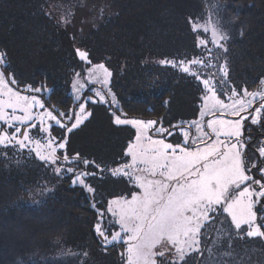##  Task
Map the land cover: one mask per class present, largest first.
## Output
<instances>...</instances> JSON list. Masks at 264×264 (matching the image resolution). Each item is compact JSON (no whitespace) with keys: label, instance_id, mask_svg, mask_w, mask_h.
<instances>
[{"label":"trees","instance_id":"16d2710c","mask_svg":"<svg viewBox=\"0 0 264 264\" xmlns=\"http://www.w3.org/2000/svg\"><path fill=\"white\" fill-rule=\"evenodd\" d=\"M106 1L108 13L98 11L95 25L76 38L48 10L50 2L62 0H0V53L6 54L18 82L13 87L23 93L27 85L45 84L52 90L51 99L46 94H24L39 96L55 112L76 111L71 84L77 72L81 79L91 66L76 51H87L92 64L104 63L111 71L109 87L124 118L155 120L157 126L173 130L177 118L194 116L203 87L159 62L192 57L198 50L189 18L202 22L209 16L219 19L229 35L228 52L214 56L219 54L222 62L227 57L231 84L237 89L248 86L250 91L260 87L264 0ZM87 96L99 101L86 90L82 102ZM106 100H89L86 111L91 116L67 137L69 155L79 153L105 169L101 172L94 165L87 169L96 172L85 181L94 192L79 184L73 187V174L56 176L52 166L34 158L26 156L20 163L0 157V264H124L125 246L105 248L95 231L98 223L106 232L113 231L108 201L133 188L108 171L122 163V150L133 133L113 123V112H120L107 95ZM73 167L84 170L83 164ZM97 209L105 210L102 221ZM218 227L211 224L202 241L215 240ZM199 259L194 253L191 264H201Z\"/></svg>","mask_w":264,"mask_h":264},{"label":"snow or ice","instance_id":"6c2138e0","mask_svg":"<svg viewBox=\"0 0 264 264\" xmlns=\"http://www.w3.org/2000/svg\"><path fill=\"white\" fill-rule=\"evenodd\" d=\"M189 23L198 51L190 58L159 62L193 77L203 86L198 119L172 125L177 131L157 126L155 120L124 118L126 114L109 87L111 71L104 63L92 64L87 51L77 49L76 55L91 65L86 70L87 84L98 87L86 89L77 72L71 89L78 111L67 114L47 108L37 95L22 94L14 88L18 82L6 54L0 53V149L34 154L52 166L56 176L73 174V187L79 184L92 193L94 189L85 181L96 172L87 171L89 165L101 172L105 169L79 153L70 156L67 137L58 140L51 135L52 128L71 133L91 116L86 111L87 102L106 103L107 95L111 106L120 112H113L114 123L135 129L122 163L108 169L113 176L126 177L133 188L128 196L108 201L106 212L112 218L113 231L106 232L100 223L95 227L105 248L126 246L121 254L126 257V264H191L193 254L203 256L204 251L208 252L209 264H224L221 255L228 264L233 259L243 264L241 257L223 249L222 241L227 239L231 249L235 238H264V222H258L254 210L257 203H264V140L256 147L257 159L250 161L245 154L252 140L245 136V131H252L245 128V122L264 129V78L258 81L261 87L256 90L250 91L248 86L237 89L229 80L227 57L218 68L213 63L214 59L219 60V54L213 55V48L228 52L229 35L219 19L209 16L202 23L198 18H189ZM86 90H94L99 101L85 97L82 102ZM23 93L46 94L51 99L52 90L45 84L27 85ZM37 109L42 111H34ZM177 134L182 139L169 140ZM7 154L0 152V156ZM79 164L84 170L73 167ZM92 207H96L95 203ZM97 212L102 221L105 210ZM216 223L219 227L213 246L202 249L208 227Z\"/></svg>","mask_w":264,"mask_h":264},{"label":"rangeland","instance_id":"374dc122","mask_svg":"<svg viewBox=\"0 0 264 264\" xmlns=\"http://www.w3.org/2000/svg\"><path fill=\"white\" fill-rule=\"evenodd\" d=\"M48 10L52 14V16H54V18L57 20V23H60L64 26H66L70 32H72L73 34L76 35V38H79L80 36H83L84 34H86V32L91 28L92 25H95V17H97L98 11H99V13L100 12L104 13V14L108 13V5H107L106 0H62V2H55V3L50 2ZM206 16H208V15H206ZM204 21H202V23ZM209 46L212 47L211 45H209ZM219 52H221L220 49L213 48V55L215 53H219ZM216 62H217V68L219 67L220 63H223L222 60L221 61L218 60ZM213 63H215L214 60H213ZM89 67H91V66H89ZM209 71H217V69H210ZM81 80H82V82H85L86 87L90 86L87 84V81H86V71H85L84 76L81 78ZM92 86H94L96 88L98 87L96 85H92ZM91 89H95V88H91ZM91 92L95 96L94 90ZM22 94H24V93H22ZM73 97H74V93H73ZM89 97L93 99L92 96H89ZM200 98H199V102L197 104V111L195 112L194 116L177 118V121H175L172 125H176V124H180L181 122H186V121L198 119L200 102H201ZM34 111L38 112V111H42V110L37 109ZM76 111H78V109ZM185 114H187V113H185ZM184 116H187V115H184ZM112 121L114 123V118ZM246 123H247V121L245 122V124ZM116 126H118V125H116ZM119 126H124V127L128 128L133 133L132 138L134 137L135 129L132 128L131 125H119ZM169 131H177V130L173 129V130H169ZM33 134L34 135L36 134V130H33ZM69 134H71V133H68L66 131V129L56 127V126H54L52 128V131H51V135L56 137L58 140H62L64 137H68ZM41 135H43V134H41ZM177 139H182V137H179V135L177 134V136H173V137L169 138L170 141H176ZM71 147H72V145L70 146V149H71ZM126 147L127 146H125V148H123V150H122L123 153H124ZM66 149H67V146H66ZM3 151H7L8 154H7V156H0V157L7 160V161L10 160L12 162H20L21 163V161L24 160L26 156H28L30 158H34L35 160H37L39 162H43L40 159H38L37 157H35L34 154H30L27 151L21 153L19 151H15V150H11V149H8V150L0 149V152H3ZM67 153H68V149H67ZM43 163H45V162H43ZM119 177H122V176H119ZM122 178L127 180L126 177H122ZM131 187H133V186L131 185ZM121 196H128V195L123 193ZM260 206H261L260 203H257L254 210L257 212L258 222H264V206H261V209H260ZM116 227H117L116 229L118 230V226H116ZM216 236H217V232H216ZM213 241L214 240H211V241H208L206 243L204 241H202V249L207 248V247H212ZM261 243L264 244V238H260V237L247 238V237H245L244 239H239V238L233 239L231 241V249H229V241L227 239H224L222 241V246H223L224 250L232 251L234 257H241L243 264H264V246ZM124 252H125V249H124ZM207 257H208V252L204 251V255L200 256L199 262H201V264H209ZM220 260L223 261L224 264H228V262L225 260V258L222 255L220 256ZM231 263L240 264V261L233 259L231 261ZM124 264H126V257L124 260Z\"/></svg>","mask_w":264,"mask_h":264},{"label":"flooded vegetation","instance_id":"af4514ba","mask_svg":"<svg viewBox=\"0 0 264 264\" xmlns=\"http://www.w3.org/2000/svg\"><path fill=\"white\" fill-rule=\"evenodd\" d=\"M249 127L252 129V131H245V136H251L252 140L249 144V148L245 150V154L247 155L249 160L252 161L258 158L256 147L262 140H264V129H262L260 125H249V123L247 122L245 124V128L247 129ZM260 205L264 206V203H260Z\"/></svg>","mask_w":264,"mask_h":264}]
</instances>
